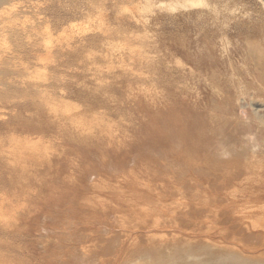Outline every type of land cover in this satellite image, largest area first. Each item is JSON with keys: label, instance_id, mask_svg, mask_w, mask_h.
Here are the masks:
<instances>
[{"label": "rangeland", "instance_id": "obj_1", "mask_svg": "<svg viewBox=\"0 0 264 264\" xmlns=\"http://www.w3.org/2000/svg\"><path fill=\"white\" fill-rule=\"evenodd\" d=\"M255 171L264 0H0V264H236Z\"/></svg>", "mask_w": 264, "mask_h": 264}, {"label": "bare ground", "instance_id": "obj_2", "mask_svg": "<svg viewBox=\"0 0 264 264\" xmlns=\"http://www.w3.org/2000/svg\"><path fill=\"white\" fill-rule=\"evenodd\" d=\"M1 64H4V61L1 60ZM259 148L260 147H258V149ZM254 149H255V147H254ZM255 150H257V149H255ZM255 150H253V151H255ZM260 168H261V166H260ZM256 172L257 171L254 172L255 178H254V183H253V188L251 190V193L248 195V199L246 197L247 195L244 197L245 198L244 199L245 204L248 203L247 210H245V208H243V206L245 204H237V206H234V207H236V210H235L233 206L228 205V203L226 202L227 199H225V198L224 199H225V202L227 203V205L223 204L221 206L220 203L218 204V201L221 202L223 200L222 195H220V194L215 195L214 198L212 197L213 199L211 197H207L208 199L206 200V202H204L202 204V205H204V211H207V212L209 211L210 214L214 217V220L216 221V223L217 224L220 223L222 225L221 227H218L217 231H215V232H213V231L210 232V230L207 228L208 232L205 231L206 233L204 234V236L214 239L218 236H228V235L232 234L234 248H233V253L231 256L234 257V259L236 260V264H264V182H263L264 179L260 183V181H258L259 180L258 179L259 174H258V172L257 173ZM262 175H264V172L262 173ZM263 178H264V176H263ZM240 197H242V195ZM237 198H238V196H237ZM204 200H205V198H204ZM200 202H202V200ZM154 206L156 207V205H154ZM198 207L202 208L201 205ZM188 209H189V207L187 206L186 210H188ZM197 209L198 208H196V210ZM189 210L192 211L191 208ZM201 211L203 212V210H201ZM193 212H194V210H193ZM197 212H198V210H197ZM197 212H196V216L198 215V217H199L200 215H199V213L197 214ZM152 213H154V212H152ZM186 213H188V212H186ZM192 213L190 212V214H192ZM159 214H160V212H159ZM201 217H202V215L200 216V218ZM207 217L209 218L211 216L207 215ZM205 219L206 218H204V220ZM194 220H196V219H194ZM208 221H210V220L208 219ZM196 224H197V222H196ZM208 224L210 225V223H208ZM208 224H206V225H208ZM210 226H207V227H210ZM153 228H154V226H153ZM163 228H165V227H163ZM196 228H198V227H196ZM196 230H198V229H196ZM198 231H200V229ZM194 233H192V234L194 235ZM199 234H201V232ZM199 240H201V239H199ZM202 240H204V239H202ZM161 246H163V245H161ZM217 248H219V247L214 240H212V242H208L205 240L203 242V244H201V245L199 244L198 249H194L193 247H190L188 249L184 248L185 250L179 249L181 251V255H182L180 259L181 260H182V258L186 259V260L183 259L184 261H181L178 258H174L176 255L172 256L173 253L172 254L169 253L168 257L173 262L179 263V261H180L181 264L182 263L185 264V263H187V261L193 262L194 264H218L220 257H221V254L215 253L213 251V249H217ZM153 251H155V250H151L152 254H154ZM176 251H177V249H176ZM151 253L149 252L150 255H151ZM160 253H158V254L155 253L157 256H155V257L152 256L154 259L151 257L149 258V256H146V255H145V257H141V258L139 257L141 259L140 260L141 262L139 263V261H138L137 263L135 262L133 264H141V263L150 264L152 262H155V260L159 264L160 263L162 264L163 256ZM191 259H192V261H191Z\"/></svg>", "mask_w": 264, "mask_h": 264}]
</instances>
